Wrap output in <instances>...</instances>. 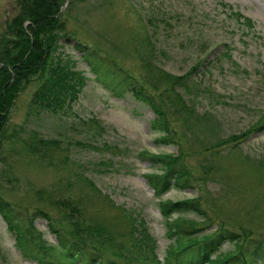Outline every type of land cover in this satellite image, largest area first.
Masks as SVG:
<instances>
[{
    "label": "rangeland",
    "instance_id": "374dc122",
    "mask_svg": "<svg viewBox=\"0 0 264 264\" xmlns=\"http://www.w3.org/2000/svg\"><path fill=\"white\" fill-rule=\"evenodd\" d=\"M17 5V0H0V44ZM61 8L69 34L138 80H159L161 71L178 77L189 74L198 82L200 94L193 93L191 103L206 120L194 116L185 122L171 116L172 127L186 131L181 133V147L193 186L170 190L161 200L199 198L209 220L194 214L183 217L198 229L210 225L201 235L224 223L236 233L248 230L263 240L264 129L258 132L257 127L264 116V0H64ZM65 53L75 55L70 47ZM74 68L88 79L70 109L28 118L32 91L16 100L11 132L36 131L68 150L56 152L61 162L57 168L44 167L23 154L21 146L6 143L2 152L16 180L6 186L3 197L21 210L40 206L56 217L51 205L36 202L37 190L74 200L86 223L102 233L98 241L108 256L114 249L132 253L130 223L135 218L148 226L163 264L172 242L145 178L161 171L159 165L152 169L146 156L177 154L178 146L156 143L150 129L152 111L130 93L116 97L105 84L92 80L83 63ZM232 136L245 141L227 149L220 141ZM217 142L219 150H205ZM35 227L55 243L46 221L38 219ZM5 228L0 217V264H37L23 258ZM233 247L225 242L220 253Z\"/></svg>",
    "mask_w": 264,
    "mask_h": 264
},
{
    "label": "trees",
    "instance_id": "16d2710c",
    "mask_svg": "<svg viewBox=\"0 0 264 264\" xmlns=\"http://www.w3.org/2000/svg\"><path fill=\"white\" fill-rule=\"evenodd\" d=\"M17 2V15L8 23L7 34L0 44V217L23 258L37 264H161L156 256V241L148 226L135 218L130 223L132 253L126 255L114 249L108 256L98 241L102 233L93 224L86 223L74 200L55 199L50 193L37 190L36 202L51 205L57 211L56 217L40 206L21 210L3 197L6 186L16 180L7 162V153L2 152L6 143L21 146L23 154L44 167L57 168L61 162L56 152L68 150L59 140L43 138L36 131L23 130L21 135L11 132L9 123L16 100L24 91H32L26 110L28 118L43 111L55 114L70 109L78 101L88 79L84 72L74 68L81 62L92 74V80L105 84L113 95L121 97L124 92L130 93L152 111L154 119L150 129L157 135L156 143L178 146L177 154L148 153L146 156L152 162V169L159 165L157 170L161 171V174H147L145 178L158 199L166 236L172 242L163 264H264V239L253 238L251 231L242 229L236 233L221 223L215 232L201 235L210 225L198 229L193 221L186 222L183 215L188 214H194L203 222L209 220L199 198L177 202L161 200L170 190L184 191L193 186L192 173L181 147V141H185L181 133L186 131L173 128L171 116H181L185 122L194 116L206 120L191 103L193 93L200 94L198 82L189 74L178 77L161 71L157 73L159 80H138L97 48L69 34L61 8L64 0ZM67 47L74 51V57L65 53ZM93 120L90 119L94 123ZM258 124L259 132L264 129V116ZM242 140L232 136L220 142L228 149L237 148L245 141ZM220 142L205 150H219ZM88 185L93 186L90 181ZM38 219L46 221V230L53 235L54 244L46 241L35 227ZM225 242L233 244V250L220 253Z\"/></svg>",
    "mask_w": 264,
    "mask_h": 264
}]
</instances>
